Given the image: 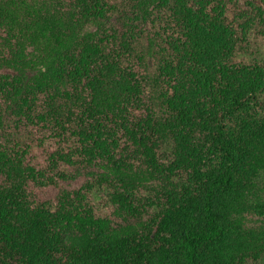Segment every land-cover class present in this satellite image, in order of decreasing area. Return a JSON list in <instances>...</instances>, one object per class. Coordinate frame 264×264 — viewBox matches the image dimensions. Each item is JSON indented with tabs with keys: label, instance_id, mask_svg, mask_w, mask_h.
<instances>
[{
	"label": "trees",
	"instance_id": "trees-1",
	"mask_svg": "<svg viewBox=\"0 0 264 264\" xmlns=\"http://www.w3.org/2000/svg\"><path fill=\"white\" fill-rule=\"evenodd\" d=\"M261 37L264 0H0V264H264Z\"/></svg>",
	"mask_w": 264,
	"mask_h": 264
},
{
	"label": "rangeland",
	"instance_id": "rangeland-1",
	"mask_svg": "<svg viewBox=\"0 0 264 264\" xmlns=\"http://www.w3.org/2000/svg\"><path fill=\"white\" fill-rule=\"evenodd\" d=\"M256 44L259 46V54L255 59L260 60L264 64V37L256 38ZM244 186L237 189L234 193L235 202L233 211L238 215L236 221L239 223L237 228L238 237L233 240L234 250L241 252L249 251L253 248H261L262 232L264 231V224H261V215L258 210L253 213L248 211L260 206L264 200V156L261 157V171L254 177V179H247ZM100 216L107 217L113 220L114 224L124 227L126 224L134 225L138 221V217L116 218L110 214L109 210L101 209ZM261 264V261L258 262Z\"/></svg>",
	"mask_w": 264,
	"mask_h": 264
}]
</instances>
